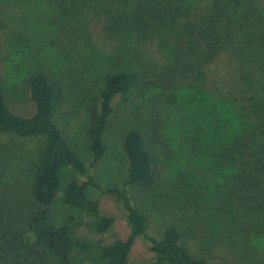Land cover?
I'll return each instance as SVG.
<instances>
[{
    "label": "trees",
    "instance_id": "1",
    "mask_svg": "<svg viewBox=\"0 0 264 264\" xmlns=\"http://www.w3.org/2000/svg\"><path fill=\"white\" fill-rule=\"evenodd\" d=\"M156 4L148 16L156 50L169 66L161 67L162 78L155 84L169 89L182 76L180 89L189 79H203L212 64L221 71L204 88L190 127L206 142L204 154L212 158L220 183L208 199L217 208L199 219L201 232L193 237L209 249L221 240L241 260L252 236L264 234V0ZM140 63L137 51L119 44L109 52H92L79 69L34 70L25 79L32 105L26 115L13 108L0 75V139L5 138L0 143V264H72L74 254L94 264H130L139 237L154 257L132 264H210L176 225L150 236L147 216L128 196L127 187L150 189L157 179L158 155L141 122L119 134L127 170L123 184L104 188L90 174L77 138L57 124L59 111L72 98L83 111L86 152L92 163L102 160L114 100L130 106L140 95ZM33 140L38 145L13 156ZM89 189L112 195L122 205L130 229L126 239L106 237L114 218L100 211ZM239 260L234 264H242Z\"/></svg>",
    "mask_w": 264,
    "mask_h": 264
},
{
    "label": "rangeland",
    "instance_id": "2",
    "mask_svg": "<svg viewBox=\"0 0 264 264\" xmlns=\"http://www.w3.org/2000/svg\"><path fill=\"white\" fill-rule=\"evenodd\" d=\"M155 1L0 0V75L13 108L26 115L32 105L25 79L34 70L46 68L59 73L63 69H79L82 59L92 52H109L119 44L137 51L143 87L130 106H120L119 99L114 100V112L104 136L107 150L102 160L92 163L86 152L80 132L83 111L75 106L72 98L59 111L57 124L77 138L80 155L90 167V174L104 188L123 184L127 170L120 153L119 134L123 127L141 122L158 155L157 179L150 189L127 187V193L147 216L148 234L159 237L166 227L176 225L183 239L190 242L189 246L206 256L210 264H234L239 254L231 248L230 254L223 241H214L209 249L193 237L201 232L199 219L217 208L216 204H208V199L220 183L209 162L212 158L204 154L206 142L194 134L195 127L190 132V127L197 121L193 113L202 104L204 88L221 71L218 65L212 64L203 79L199 77L196 82L189 79L180 89L182 76L169 89L155 84L162 78L159 77L163 74L161 67L169 63L156 50L149 8H155L152 6L158 2L159 7H165L173 0ZM140 13L143 14L140 16ZM3 141L5 138L0 139V143ZM27 144L17 147L21 150H14L13 156L25 154L26 147L36 146L38 141ZM16 163L13 160V165ZM79 178L85 180L83 176ZM87 194L98 201L103 214L114 218L112 232L106 237L126 239L130 229L122 205L114 196L102 195L97 189H89ZM247 248L246 256L239 260L242 264H264V234L252 236ZM153 257L148 242L137 238L129 255L130 264L148 262ZM72 264L94 263L86 256L74 254Z\"/></svg>",
    "mask_w": 264,
    "mask_h": 264
}]
</instances>
